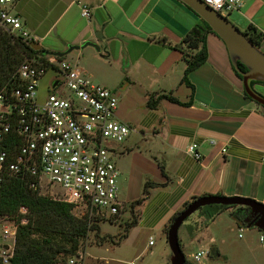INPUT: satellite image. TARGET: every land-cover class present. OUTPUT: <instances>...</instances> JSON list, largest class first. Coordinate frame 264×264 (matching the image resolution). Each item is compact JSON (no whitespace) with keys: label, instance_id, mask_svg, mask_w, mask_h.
Wrapping results in <instances>:
<instances>
[{"label":"crops","instance_id":"crops-1","mask_svg":"<svg viewBox=\"0 0 264 264\" xmlns=\"http://www.w3.org/2000/svg\"><path fill=\"white\" fill-rule=\"evenodd\" d=\"M77 2L90 7L89 21ZM14 12L47 54H64L70 47H79L72 52H97L82 48L92 43L108 66L100 76L82 67L92 83L118 94L116 121L131 129L114 156L123 209L113 223L124 234L113 243H129L140 249L138 257L151 258L161 244L167 257L164 230L184 204L219 196L264 206V109L244 96L226 48L215 35L207 36V63L188 76L193 103L182 105L192 91L182 84L183 54L172 47L199 23L184 5L177 0H20ZM228 20L241 31L251 26L264 36V0H243ZM260 50L264 52V42ZM72 52L62 59L74 62ZM163 95L180 104L162 100L156 109H148L152 96L157 100ZM191 144L198 145L200 162L186 154ZM224 148L226 154L221 153ZM147 184L152 186L145 196Z\"/></svg>","mask_w":264,"mask_h":264},{"label":"built area","instance_id":"built-area-1","mask_svg":"<svg viewBox=\"0 0 264 264\" xmlns=\"http://www.w3.org/2000/svg\"><path fill=\"white\" fill-rule=\"evenodd\" d=\"M19 1L0 0V28L38 45L14 12ZM201 1L225 18L243 5V0ZM77 5L89 21L90 7ZM49 71L56 77L40 100L39 85ZM13 79L0 90V190L18 180L38 196L71 205L79 220L120 216V173L114 156L131 129L116 121L118 94L92 83L79 66L47 53L25 58ZM221 153L226 154V149ZM186 154L197 162L202 160L196 144L188 146ZM28 215L26 208L15 217L0 213V264H10L13 259L19 229L28 224ZM149 245H153L152 239ZM208 254L201 250L191 259L201 264ZM59 264H84V255L80 250Z\"/></svg>","mask_w":264,"mask_h":264},{"label":"trees","instance_id":"trees-1","mask_svg":"<svg viewBox=\"0 0 264 264\" xmlns=\"http://www.w3.org/2000/svg\"><path fill=\"white\" fill-rule=\"evenodd\" d=\"M189 11L194 14L191 10ZM194 16L198 18V25L188 33L179 46L172 47L183 54L186 69L182 84L191 88L192 91L190 101L182 104L184 106H190L193 103L194 89L188 81V76L207 63V36L210 34L215 35L203 20L195 14ZM242 32L245 38L254 47L261 48L264 42L263 35L258 33L251 26ZM216 37L218 38V36ZM39 54L44 55L46 52L39 49L35 44L25 43L22 39L9 35L0 28V90L12 84L14 74L25 58ZM238 67L242 72L247 71L242 64H238ZM233 71L236 77L241 81L239 74L234 69ZM254 85H261L264 87V84L252 83V86ZM244 96L249 99L245 94ZM162 100L180 104V102L171 96H159L157 100H154L152 96L147 103L148 109H156L157 105ZM151 186L152 184H147L144 187L145 196L148 195V189ZM144 199L135 202L132 204V207L140 205ZM195 201L196 200L184 204L182 210L173 216L164 230L165 234H167L174 220ZM21 208H26L28 210L29 221L28 224L19 229L15 254L10 264L62 263L77 255L81 249L80 245L82 240H84L90 232L97 230V232H99L98 226L94 224L91 226L86 219H77L72 213L73 207L71 205L55 201L49 197L38 196L20 181L11 180L0 190V213L15 217ZM229 209L236 210L230 214V217L237 223L238 227L253 228L254 219L251 218L248 208L213 205L201 208L198 212L201 218L203 217L206 219L208 224ZM134 224V222L127 224L126 229L132 227ZM209 255L212 259L219 256V254L213 250L209 252ZM186 264H189L187 260Z\"/></svg>","mask_w":264,"mask_h":264},{"label":"rangeland","instance_id":"rangeland-1","mask_svg":"<svg viewBox=\"0 0 264 264\" xmlns=\"http://www.w3.org/2000/svg\"><path fill=\"white\" fill-rule=\"evenodd\" d=\"M70 57L74 59L73 65L79 66L84 71L86 69L95 76L108 72L107 64L100 59L97 52H72ZM54 77H56L55 72L49 71L40 82L38 89L40 100L44 98L49 82ZM262 95L264 97V90H262ZM234 211L236 210L233 209L230 212ZM199 214L196 212L184 222L178 233L181 249L189 264H197L191 256L201 250L208 252L213 250L219 254L215 259L210 258L208 254L209 256L202 259L201 264H264L263 230L236 227L227 213L213 223L209 222L206 228L207 221ZM86 221L91 226L93 224L98 226L99 232L98 230L90 232L82 240L80 250L84 255V264H146L147 262L160 264L162 260L171 261L172 253L168 245L165 246L167 257L160 248L161 244H157L155 247L157 255L151 258L149 256L138 257L140 249L129 243L120 245L113 243L121 239L124 234V231L120 233L113 219L91 220L86 218ZM261 237L262 242H260Z\"/></svg>","mask_w":264,"mask_h":264},{"label":"water","instance_id":"water-1","mask_svg":"<svg viewBox=\"0 0 264 264\" xmlns=\"http://www.w3.org/2000/svg\"><path fill=\"white\" fill-rule=\"evenodd\" d=\"M182 5L191 10L196 16L203 20L218 38L223 42L232 68L241 77L244 94L255 104L264 109V97L256 92L252 83L264 84V53L254 47L244 36L243 32L234 26L228 18L222 17L206 6L201 0H177ZM101 34H96L100 37ZM92 47L97 52L99 47L86 43L82 46ZM79 47H70L64 54H54L55 57L62 58L64 55L78 50ZM238 64H242L247 71L242 72ZM243 207L250 210V216L254 219V228L264 231V206L249 199L224 198V197H203L190 204L171 224L166 239L172 253L169 264H186L185 255L181 249L178 233L184 222L201 208L207 206Z\"/></svg>","mask_w":264,"mask_h":264},{"label":"flooded vegetation","instance_id":"flooded-vegetation-1","mask_svg":"<svg viewBox=\"0 0 264 264\" xmlns=\"http://www.w3.org/2000/svg\"><path fill=\"white\" fill-rule=\"evenodd\" d=\"M253 88H254V90L256 92H258L260 95H262V90H264V87L263 86H261V85H254Z\"/></svg>","mask_w":264,"mask_h":264}]
</instances>
